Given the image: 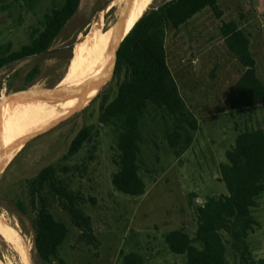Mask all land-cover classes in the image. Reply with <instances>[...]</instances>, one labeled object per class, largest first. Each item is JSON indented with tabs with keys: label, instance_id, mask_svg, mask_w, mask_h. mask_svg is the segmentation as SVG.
<instances>
[{
	"label": "rangeland",
	"instance_id": "obj_1",
	"mask_svg": "<svg viewBox=\"0 0 264 264\" xmlns=\"http://www.w3.org/2000/svg\"><path fill=\"white\" fill-rule=\"evenodd\" d=\"M107 1L81 0L78 11L47 52L3 66L0 105L29 107L47 96L57 104L84 92L85 88L61 90L75 57L76 50L71 45L79 43L96 24H101L100 36L115 33L123 0H114L117 6L113 8L109 7L114 1L108 7ZM167 1L170 0H148L135 21ZM63 2L0 0L2 55L29 45L34 30L42 27L47 15ZM231 22L248 36L258 77L264 83V0H217V10L206 8L179 28L168 27V65L189 116L180 124L166 109L149 104L141 121L139 142L144 195H127L114 186L113 177L120 169L118 129L101 119L103 107L117 97L127 81L125 71L115 70L98 89L97 96L90 95L95 98L86 106L69 112L14 153L17 154L0 175V218L24 237L33 264L47 263L35 244V219L40 205H32L29 182L49 166L56 168L61 182L74 196L75 209L83 216L74 218L67 198L46 191L49 210L68 228L59 249V258L66 263L126 264L125 258L133 255L140 258L138 264H187L188 255L174 253L166 241L176 231L186 233L194 245L202 247L196 241L198 206L211 197L228 194L222 168L229 162L227 152L235 147L238 136L246 129L264 130V103L253 109L232 108L235 87L247 67L224 37L223 27ZM56 92L62 95L57 101L53 98ZM189 121H196L197 129ZM84 128L91 129V138L82 149L71 153L73 141ZM20 200L26 204L28 214L19 209ZM252 214L255 223L247 238V256L258 264L264 260V193ZM221 236L227 247L226 264H243L244 247L236 246L227 231H222ZM0 263L25 264L14 244L7 243L1 234ZM51 264H59V260Z\"/></svg>",
	"mask_w": 264,
	"mask_h": 264
},
{
	"label": "trees",
	"instance_id": "obj_2",
	"mask_svg": "<svg viewBox=\"0 0 264 264\" xmlns=\"http://www.w3.org/2000/svg\"><path fill=\"white\" fill-rule=\"evenodd\" d=\"M80 2L64 0L56 6L47 15L42 27L34 30L31 43L21 50L3 56L0 47V69L8 63L47 52L78 11ZM206 8L217 10V0H170L150 9L136 23L118 51L116 73L125 71L128 78L121 85L117 97L103 107L101 119L118 129L120 155L117 163L120 169L114 175L113 183L124 194L142 196L146 192V183L140 176L139 142L141 121L149 104L166 109L180 124L188 121L186 103L168 65L165 46L167 28L181 27ZM223 33L230 50L247 67L235 87L232 108L253 109L257 104L264 103V83L257 74L256 61L250 52V40L235 22L224 26ZM189 123L193 129H197L196 121ZM91 136L90 128L81 130L72 143L71 153L82 149ZM188 140L190 142L191 138L188 137ZM227 158L229 162L223 166L222 172L228 194L211 197L204 205L198 206L196 241L202 247L194 245V240L182 231L172 232L166 237L174 253L188 255L187 264H226L227 247L221 236L222 231L232 235L236 246L244 247L243 264H256L247 256V238L255 223L252 209L264 193V130L246 129L238 136L235 147L227 152ZM29 188L32 205H40L35 219L38 254L47 264L54 259H58L59 264H68L59 258V249L67 237L68 228L56 220L49 210L46 191L55 197L67 198L71 202V213L78 219L82 215L75 209L74 196L61 182L54 166L43 169L29 182ZM17 205L23 213L28 214L23 201L20 200ZM125 260L126 264H138L140 258L131 255ZM258 264H264V260Z\"/></svg>",
	"mask_w": 264,
	"mask_h": 264
},
{
	"label": "bare ground",
	"instance_id": "obj_3",
	"mask_svg": "<svg viewBox=\"0 0 264 264\" xmlns=\"http://www.w3.org/2000/svg\"><path fill=\"white\" fill-rule=\"evenodd\" d=\"M116 2L117 1H114L109 8L117 6ZM147 4L148 0L130 1V12L126 21L127 31L140 20L135 21L139 18ZM119 22L120 20L118 23ZM100 26L101 24H96L92 31L88 35H84L75 46V57L72 61V68L69 72L68 81L61 85L65 91L85 88L84 92L77 94L75 96L76 98H70L67 101L64 100L65 102L63 101L57 104L51 103L49 100H51L52 97L47 96L35 101V103L29 107L19 105L3 107V104L0 105V110L3 107L0 111V157L12 147L14 154L24 144V142L21 143L24 136L32 134L41 128L49 129V127L63 119V116H68L69 112L72 113L76 108H81L85 104H88L92 94H96L101 85L109 79L112 71L109 62L112 58L115 33L100 36L98 33V28ZM104 63H106V70H104L107 71L110 69V71L108 70L109 77L107 79L104 78L105 75H107L105 71L103 70L101 72L100 70L102 67L101 65ZM51 95H53V93ZM61 96L62 95L56 92L53 98L57 101L61 99ZM14 133H17V135L14 139L9 141ZM7 141L9 142L5 144ZM0 234L7 243L10 242L14 244L25 264H33L31 251L24 237L1 218Z\"/></svg>",
	"mask_w": 264,
	"mask_h": 264
},
{
	"label": "water",
	"instance_id": "obj_4",
	"mask_svg": "<svg viewBox=\"0 0 264 264\" xmlns=\"http://www.w3.org/2000/svg\"><path fill=\"white\" fill-rule=\"evenodd\" d=\"M114 0H108L107 3H106V6L108 7ZM130 1L131 0H123V10H122V15L121 17L119 18L120 22L118 23L117 27H116V30H115V38H114V45H113V48H112V56H113V60H111L109 63H110V68H112V71H111V74H114L115 70H116V66H117V60H118V51L123 43V41L125 40V38L127 37V35L131 32V30L134 28V26L131 27V29H129L127 31V26H126V21H127V18H128V14L130 12ZM118 20V21H119ZM78 43H74L71 45L72 48H74ZM105 64L104 63L103 65H101V72L105 69ZM112 65V66H111ZM106 70V69H105ZM104 70V71H105ZM110 71V69H108ZM105 71V77L104 78H108V74H109V71ZM107 80L101 85L104 86L106 84ZM62 91H64V89H61ZM76 90V89H74ZM71 91V90H70ZM61 92V91H59ZM98 93V91H97ZM97 93L95 94V97L97 96ZM94 97V98H95ZM94 98H91V100H93ZM80 108H76L75 110H73L72 113H75L76 111H78ZM52 127V126H51ZM49 127V128H51ZM48 128H41L40 130L38 131H35L33 132L32 134H29L27 136H24L22 138V141L21 143L24 142L27 143L29 142L30 140H32L33 138L43 134L45 131H47ZM17 144V143H16ZM23 144V145H24ZM23 147V146H22ZM13 148V147H12ZM10 148L3 156L0 157V175L1 173L5 170V168L10 164L12 158L17 154H13V149ZM202 201V200H201Z\"/></svg>",
	"mask_w": 264,
	"mask_h": 264
}]
</instances>
